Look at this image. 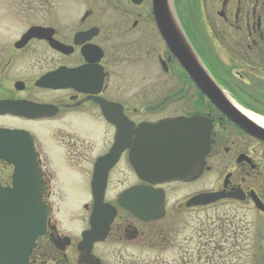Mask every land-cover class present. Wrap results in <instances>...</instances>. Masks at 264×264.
I'll return each instance as SVG.
<instances>
[{"label": "flooded vegetation", "instance_id": "af4514ba", "mask_svg": "<svg viewBox=\"0 0 264 264\" xmlns=\"http://www.w3.org/2000/svg\"><path fill=\"white\" fill-rule=\"evenodd\" d=\"M71 1L82 5L41 0L0 14L15 32L0 41V129L33 137L50 207L28 264H264V140L183 70L152 0ZM183 20L229 101L264 119V0H187ZM192 117L210 125L205 156L193 136L139 128ZM30 125H48L49 140ZM114 150L116 161L107 158ZM168 166L179 177H162ZM14 172L0 160V190L13 187ZM61 172L84 196L74 198L79 214L62 217ZM205 194L218 197L193 203ZM151 200L157 218L146 219Z\"/></svg>", "mask_w": 264, "mask_h": 264}, {"label": "water", "instance_id": "95a60500", "mask_svg": "<svg viewBox=\"0 0 264 264\" xmlns=\"http://www.w3.org/2000/svg\"><path fill=\"white\" fill-rule=\"evenodd\" d=\"M152 3L156 25L162 38L197 87L237 124L264 140V127L233 105L213 79L187 36L173 0H152ZM39 30L41 29L34 28L32 33ZM139 128L147 132L161 131L162 135L168 131L172 135L193 136L195 145L198 143L204 145L203 156L209 149L210 125L202 117L178 118ZM119 154L120 150H114L107 158L116 161ZM1 159L14 164L15 172L13 187L0 190V264H28V257L35 246V241L45 232L50 215V207L43 201L47 188L38 166L32 136L25 130L0 129ZM178 175L170 166L162 171V177L167 179L179 177ZM105 184L106 176L103 175L101 187L95 188L96 195L101 199V202L97 203L98 209L102 208ZM217 197L215 194H205L196 197L193 203H209ZM146 205L149 210L140 212L141 216L146 219L157 218L155 202L146 201ZM91 234L92 231L86 234V237L89 239Z\"/></svg>", "mask_w": 264, "mask_h": 264}, {"label": "rangeland", "instance_id": "374dc122", "mask_svg": "<svg viewBox=\"0 0 264 264\" xmlns=\"http://www.w3.org/2000/svg\"><path fill=\"white\" fill-rule=\"evenodd\" d=\"M31 1V0H30ZM32 3H29V0H0V14H5L6 9H12V8H20L21 7H27V6H39L42 5L41 4V0H32ZM35 2V3H34ZM78 2V1H77ZM29 3V4H28ZM68 3V2H66ZM175 4L178 8V11L180 12V17L183 20L184 18V14H186L187 11V0H175ZM61 5V4H60ZM67 6H78V5H82L81 3H76L70 0V3L66 4ZM12 11V10H11ZM5 18L2 16L0 17V41H4L6 42L7 40H10L14 37L15 32H12L13 29L8 30L9 28H7V24L9 23L8 21L12 22V19L7 16L4 15ZM44 20L41 19L40 22H43ZM183 24L186 25V23L183 22ZM187 26V25H186ZM185 26V28H186ZM187 31V30H186ZM29 129L34 130L38 133V138H40V140L47 142L49 140L48 138V132L46 131V129L48 128V125H43L40 127H37L35 125H30L28 126ZM72 130L77 131V133L83 134V135H91L92 137H94L95 139L97 137H99V129L95 128L93 125L91 124H86V125H82V124H73V126H71ZM64 173V174H63ZM65 172H61L58 177L59 180L61 181V185L63 186V188L66 190V193L68 192V197H66V201L64 203H62V217H66L68 216V213L71 211H74L75 214H79L82 212V205L78 204L79 202H77V199L74 198H84V196L82 195V193L79 191L77 185L73 182H69L66 181V174ZM54 189L56 194L59 192V189L57 188L56 185H54ZM65 219V218H64Z\"/></svg>", "mask_w": 264, "mask_h": 264}, {"label": "bare ground", "instance_id": "6f19581e", "mask_svg": "<svg viewBox=\"0 0 264 264\" xmlns=\"http://www.w3.org/2000/svg\"><path fill=\"white\" fill-rule=\"evenodd\" d=\"M245 113L253 120L255 121L256 123L260 124L261 126L264 127V119L249 112V111H245Z\"/></svg>", "mask_w": 264, "mask_h": 264}]
</instances>
